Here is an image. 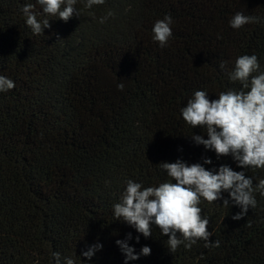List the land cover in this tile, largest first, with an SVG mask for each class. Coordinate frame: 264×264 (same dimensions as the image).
<instances>
[{"label":"trees","instance_id":"1","mask_svg":"<svg viewBox=\"0 0 264 264\" xmlns=\"http://www.w3.org/2000/svg\"><path fill=\"white\" fill-rule=\"evenodd\" d=\"M27 3L38 20L49 19L44 35L26 25ZM85 3L77 0L80 16L65 22L44 14L37 0H0V75L15 83L0 92V264H55L54 252L62 264L64 257L125 264L116 241L129 233L134 254L143 246L151 253L127 264H264L258 191L256 207L240 220L232 219L241 209L227 192L229 208L223 199L202 198L209 241L218 240V248L199 240L171 253L158 227L145 238L115 220L113 208L128 179L144 188L168 181L161 162L228 165L251 177L254 188L264 179V169L238 167L231 155L197 145L191 136L207 139L206 129L192 128L181 114L196 90L210 100L239 91L228 75L239 56L256 55L264 72V0H105L91 9ZM237 12L261 21L233 29ZM165 15L173 18L172 36L161 48L152 29ZM93 244L103 247L89 260L82 253Z\"/></svg>","mask_w":264,"mask_h":264},{"label":"clouds","instance_id":"2","mask_svg":"<svg viewBox=\"0 0 264 264\" xmlns=\"http://www.w3.org/2000/svg\"><path fill=\"white\" fill-rule=\"evenodd\" d=\"M37 3L42 6L44 14L65 22L74 14L80 16V12L74 7L77 0H37ZM104 3L105 0H86L84 8L91 9L94 5ZM34 9L35 5L32 3L22 7L26 25L34 35H44V29L51 27L49 19L38 20L39 13ZM112 15L113 13H108V16ZM108 16L101 17L100 23H104ZM260 21L259 16L237 12L229 24L233 29H240ZM172 24L173 18L165 15L153 26V40L161 48L168 45L172 36ZM225 67L226 63L222 62L220 68ZM259 69L256 55L239 56L235 60L234 70L228 73L231 81H239L242 85L239 91H221L217 99L210 100L206 91L196 90L181 108L182 118L188 125L206 129L207 139L203 135L191 136L197 145L214 151L217 157L231 155L238 167L244 169H264V72ZM13 88L15 83L0 75V92ZM117 88L122 91L124 84L118 83ZM203 164H212V160L205 158ZM159 165L170 179L160 183L158 187L146 188L141 183L126 180L120 202L113 206L114 218L134 227L145 238L152 236L155 225L162 236L168 237L167 249L171 253H175L181 244L186 250H190L199 240L205 242V248L220 246L218 240L209 241L213 233L208 231L210 218L201 214L199 205L202 198L209 204L223 199V207L229 208V199L222 196L223 192H227L231 202L241 209L232 219L240 220L248 213L249 208L256 207L254 192L258 191L264 196V179H259L254 188L251 177H246L243 171L232 170L228 165H221L218 170H208L200 163L189 165L180 159L172 163L161 162ZM130 239L131 233L125 240L116 241L125 255V264L129 260L139 259L140 255H150L151 248L148 246H143L139 254H134V248L127 242ZM136 240L139 242L138 236ZM102 247L101 244H93L82 256L91 260ZM53 256L55 264H62L59 252H54ZM63 262L76 264L71 257H64Z\"/></svg>","mask_w":264,"mask_h":264}]
</instances>
